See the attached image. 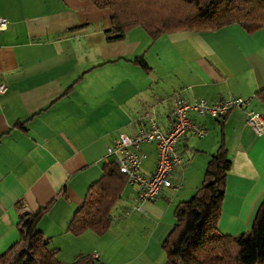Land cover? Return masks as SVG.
I'll use <instances>...</instances> for the list:
<instances>
[{
  "label": "crops",
  "instance_id": "1",
  "mask_svg": "<svg viewBox=\"0 0 264 264\" xmlns=\"http://www.w3.org/2000/svg\"><path fill=\"white\" fill-rule=\"evenodd\" d=\"M0 17L9 23L0 31V83L7 86L0 94L1 252L20 238L19 203L32 215L53 201L38 228L62 260L98 253V264H112V256L113 264H164L162 243L175 224V207L203 183L222 133L231 168L219 229L238 235L252 228L264 200V134L246 117L249 110L264 116L256 97L264 88V29L249 33L232 24L153 40L136 27L109 40L113 13L90 0H0ZM136 56L151 70L134 63ZM228 96L252 99L224 117L192 114L207 135L187 133L180 140L175 187L140 202L136 186L128 183L105 235L67 231L112 161L108 146L120 133L136 131L138 117L151 112L166 130L176 101ZM142 152V171L150 174L158 159L155 144H144Z\"/></svg>",
  "mask_w": 264,
  "mask_h": 264
},
{
  "label": "trees",
  "instance_id": "2",
  "mask_svg": "<svg viewBox=\"0 0 264 264\" xmlns=\"http://www.w3.org/2000/svg\"><path fill=\"white\" fill-rule=\"evenodd\" d=\"M90 1L113 13V27L107 31L109 40L122 39L136 27L143 28L153 40L174 31H217L232 24H239L249 33L264 29V0ZM132 61L146 71L151 70L143 56ZM256 97L264 103V88ZM221 140L207 163L201 186L193 197L175 207V224L162 243L164 264H264V200L249 231L233 235L219 229L231 168L224 133ZM127 185V176L117 164L107 162L67 231L76 237L87 231L105 235L113 225L114 208ZM52 203L32 215L22 203L18 204L20 238L8 250L0 251V264H98V258L89 253L79 254L70 262L59 257V249L38 228L40 218Z\"/></svg>",
  "mask_w": 264,
  "mask_h": 264
},
{
  "label": "built area",
  "instance_id": "3",
  "mask_svg": "<svg viewBox=\"0 0 264 264\" xmlns=\"http://www.w3.org/2000/svg\"><path fill=\"white\" fill-rule=\"evenodd\" d=\"M9 23L0 17V31L7 30ZM7 90L4 83H0V94ZM251 97L228 96L213 102L206 99L178 100L174 104L173 123L164 130L158 118L151 112L138 117L139 128L133 133H120L107 148V158H112L122 173L127 176L128 183L136 186L137 198L140 202L155 201L165 188L175 187L173 174L175 167L182 163V155L178 150L180 140L192 133L200 138L207 135V130L195 122L192 114L223 117L235 108H246L251 103ZM247 124L253 130L264 134V116L262 113L249 110L246 117ZM154 143L157 150V164L154 171L146 174L142 171L145 154L142 146ZM99 257L98 253L93 255Z\"/></svg>",
  "mask_w": 264,
  "mask_h": 264
},
{
  "label": "rangeland",
  "instance_id": "4",
  "mask_svg": "<svg viewBox=\"0 0 264 264\" xmlns=\"http://www.w3.org/2000/svg\"><path fill=\"white\" fill-rule=\"evenodd\" d=\"M196 138V137H195ZM196 140H201V139H198V138H196ZM121 202H122V200L120 199L118 202H117V206H119L120 204H121ZM116 208V207H115ZM111 230V229H110ZM109 230V231H110ZM115 244H117V246L118 245H120V244H122L120 241H118V242H115ZM166 255V254H165ZM110 261H112L111 263L113 264V262L115 261V258L112 256L111 258H110Z\"/></svg>",
  "mask_w": 264,
  "mask_h": 264
}]
</instances>
